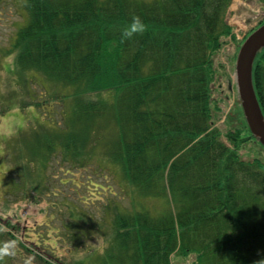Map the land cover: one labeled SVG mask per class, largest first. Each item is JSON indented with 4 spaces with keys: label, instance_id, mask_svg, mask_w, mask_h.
<instances>
[{
    "label": "trees",
    "instance_id": "1",
    "mask_svg": "<svg viewBox=\"0 0 264 264\" xmlns=\"http://www.w3.org/2000/svg\"><path fill=\"white\" fill-rule=\"evenodd\" d=\"M20 1L27 17L13 42L19 69L71 88L61 92L73 100L67 127L48 152L59 146L69 171L93 164L101 172L109 161L102 176L131 197L129 208L105 180L94 182L102 190L91 201L108 198L104 214L67 201L74 237L84 228L107 236L102 264L126 257V264H178L191 256L188 264H254L264 256V144L240 103L226 128L218 125L224 98L215 88L229 73L216 53L222 36L233 35L232 0ZM134 15L144 30L122 37ZM252 76L264 113V47Z\"/></svg>",
    "mask_w": 264,
    "mask_h": 264
},
{
    "label": "rangeland",
    "instance_id": "2",
    "mask_svg": "<svg viewBox=\"0 0 264 264\" xmlns=\"http://www.w3.org/2000/svg\"><path fill=\"white\" fill-rule=\"evenodd\" d=\"M26 17L20 0H0V264H102L98 258L109 249L108 237L102 234L97 240L93 231L85 228L74 237L71 226L65 225L71 221L67 201L79 210L87 203L92 211L98 210L103 215L102 205L108 198L93 201L91 198L92 192L102 190L93 183L104 180L105 187L109 184L116 191L115 199L122 205L131 208V197L123 195L116 179L107 177L106 181L102 176L112 170L109 161L102 162L108 167L101 172H95L93 164L87 170L71 167L69 171L70 165L61 159L59 146L48 152L51 150L48 145L62 140L57 132L67 127L73 100L72 96L61 94L71 90L68 85L52 81L36 69L26 73L19 69L18 48L13 42ZM226 19L234 26L233 35L222 36L216 58L229 75L221 77L217 81L220 88H215V95L221 93L224 98L218 121L223 129L230 111L241 104L234 75L239 46L264 21V7L260 0H232ZM228 87L231 89L226 94ZM55 88L60 92H52ZM39 100L41 106L35 103ZM260 152L264 156V150ZM243 153L244 157H251L248 150ZM86 173L95 178L87 179ZM80 221L87 227V223ZM191 258L179 260L178 264H188ZM126 260L127 257L121 262L115 259L111 264H126Z\"/></svg>",
    "mask_w": 264,
    "mask_h": 264
},
{
    "label": "water",
    "instance_id": "3",
    "mask_svg": "<svg viewBox=\"0 0 264 264\" xmlns=\"http://www.w3.org/2000/svg\"><path fill=\"white\" fill-rule=\"evenodd\" d=\"M264 47V22L253 29L241 43L234 74L241 106L251 132L264 144V113L254 88L252 69L257 52Z\"/></svg>",
    "mask_w": 264,
    "mask_h": 264
},
{
    "label": "clouds",
    "instance_id": "4",
    "mask_svg": "<svg viewBox=\"0 0 264 264\" xmlns=\"http://www.w3.org/2000/svg\"><path fill=\"white\" fill-rule=\"evenodd\" d=\"M145 28L144 21L138 15H134L130 22L125 26L122 30V37H131L134 33L142 32ZM93 236L99 240L102 237L100 232H93ZM254 264H264V256H262L259 260H256Z\"/></svg>",
    "mask_w": 264,
    "mask_h": 264
}]
</instances>
